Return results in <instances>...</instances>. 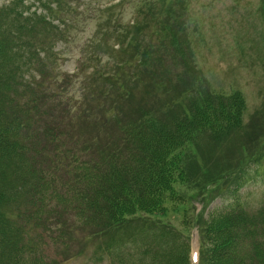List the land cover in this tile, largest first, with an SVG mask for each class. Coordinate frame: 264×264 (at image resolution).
Instances as JSON below:
<instances>
[{
  "label": "trees",
  "instance_id": "16d2710c",
  "mask_svg": "<svg viewBox=\"0 0 264 264\" xmlns=\"http://www.w3.org/2000/svg\"><path fill=\"white\" fill-rule=\"evenodd\" d=\"M28 1L0 6V264L86 251L92 264H191L169 214L199 227V264H264V203L250 208L241 192L264 139L217 180L226 205L206 217L187 206L201 140L244 135L247 110L240 91H211L196 67L190 1L137 0L132 24L95 42L109 60L77 74L59 69L65 29L49 20L69 23L75 0Z\"/></svg>",
  "mask_w": 264,
  "mask_h": 264
},
{
  "label": "rangeland",
  "instance_id": "374dc122",
  "mask_svg": "<svg viewBox=\"0 0 264 264\" xmlns=\"http://www.w3.org/2000/svg\"><path fill=\"white\" fill-rule=\"evenodd\" d=\"M185 24L196 67L202 72L209 89L228 95L240 91L247 110L244 114L243 134L228 135L215 140L205 137L200 142L198 156L191 172L193 175L187 201L189 208L199 210L202 217L226 205L224 193L227 186L221 181L241 154L255 152L264 139V17L263 0H189ZM8 0H0V6ZM28 1V4L32 3ZM137 0H75L74 17L67 24L61 18H49L58 25L64 36L57 37L54 50L59 54V69L64 73H90L93 63L90 58H100L101 64L108 56L95 49V42L102 37L107 27L110 35L114 25L132 24L136 14ZM32 10L39 8L37 3ZM261 6V7H260ZM110 9V10H109ZM46 14L47 10L38 9ZM115 38V37H114ZM106 48L118 49L113 38L105 43ZM242 189V199L250 208L264 203V159ZM222 183V184H220ZM218 187V188H217ZM191 217L186 212V220ZM163 221L170 223L184 238L189 239L191 264H199L200 233L195 223L186 222L180 215H167ZM89 251L61 264H92ZM101 264H110L105 258Z\"/></svg>",
  "mask_w": 264,
  "mask_h": 264
}]
</instances>
